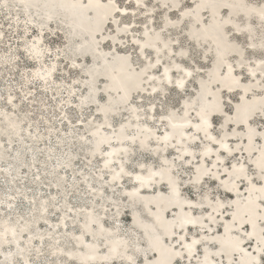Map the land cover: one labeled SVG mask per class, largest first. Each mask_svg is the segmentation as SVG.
<instances>
[{
    "label": "snow or ice",
    "instance_id": "obj_1",
    "mask_svg": "<svg viewBox=\"0 0 264 264\" xmlns=\"http://www.w3.org/2000/svg\"><path fill=\"white\" fill-rule=\"evenodd\" d=\"M0 177V264H264V0H0Z\"/></svg>",
    "mask_w": 264,
    "mask_h": 264
},
{
    "label": "rangeland",
    "instance_id": "obj_2",
    "mask_svg": "<svg viewBox=\"0 0 264 264\" xmlns=\"http://www.w3.org/2000/svg\"><path fill=\"white\" fill-rule=\"evenodd\" d=\"M39 114H40V113L38 112V114H37V119H38V117H39ZM43 127H44V126L41 125V130H43ZM26 143H27V142H26ZM39 146H40V147H44L43 142H41ZM16 149H20V150L22 151V156H21V158L24 159L23 161H25V162H29V163L31 162V154L28 153L27 150L23 148V146L20 147L19 144H16V145L14 146L13 151L15 152ZM39 159L41 160V162L43 161V157H40ZM12 162H13V163H16V161H12ZM41 168H42V171H43V165H42V163H41ZM2 182H3V177H0V185H2ZM17 186H20V185H17ZM26 187H28V188H32L33 190H36V189L39 188V185L35 184V183L32 181L31 177L29 176ZM41 190H43V189H41Z\"/></svg>",
    "mask_w": 264,
    "mask_h": 264
},
{
    "label": "bare ground",
    "instance_id": "obj_3",
    "mask_svg": "<svg viewBox=\"0 0 264 264\" xmlns=\"http://www.w3.org/2000/svg\"><path fill=\"white\" fill-rule=\"evenodd\" d=\"M20 147H22L21 145H19ZM21 160L23 161L24 159L21 158Z\"/></svg>",
    "mask_w": 264,
    "mask_h": 264
}]
</instances>
